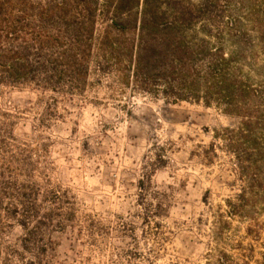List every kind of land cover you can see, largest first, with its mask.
Wrapping results in <instances>:
<instances>
[{
  "label": "rangeland",
  "instance_id": "374dc122",
  "mask_svg": "<svg viewBox=\"0 0 264 264\" xmlns=\"http://www.w3.org/2000/svg\"><path fill=\"white\" fill-rule=\"evenodd\" d=\"M0 86V264H264V210L231 217L233 119L121 88Z\"/></svg>",
  "mask_w": 264,
  "mask_h": 264
},
{
  "label": "trees",
  "instance_id": "16d2710c",
  "mask_svg": "<svg viewBox=\"0 0 264 264\" xmlns=\"http://www.w3.org/2000/svg\"><path fill=\"white\" fill-rule=\"evenodd\" d=\"M98 74L167 105L234 120L202 151L231 155V217L264 210V0H0V86L68 94Z\"/></svg>",
  "mask_w": 264,
  "mask_h": 264
}]
</instances>
